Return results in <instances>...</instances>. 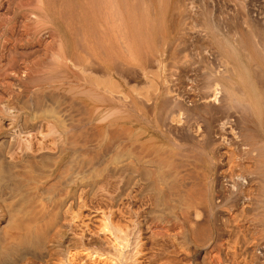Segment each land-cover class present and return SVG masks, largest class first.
<instances>
[{
	"label": "bare ground",
	"instance_id": "6f19581e",
	"mask_svg": "<svg viewBox=\"0 0 264 264\" xmlns=\"http://www.w3.org/2000/svg\"><path fill=\"white\" fill-rule=\"evenodd\" d=\"M54 1L0 0V264H264V64L256 104L221 58L205 91L164 69L139 87L126 0Z\"/></svg>",
	"mask_w": 264,
	"mask_h": 264
},
{
	"label": "rangeland",
	"instance_id": "374dc122",
	"mask_svg": "<svg viewBox=\"0 0 264 264\" xmlns=\"http://www.w3.org/2000/svg\"><path fill=\"white\" fill-rule=\"evenodd\" d=\"M139 1H140V3H139ZM254 1L255 0H248V1L247 0H228V1L227 0H215V1H213V0H170V1L169 0H166V1L165 0H149L147 2V0H126V2H125V4H126L125 9H126V7H129V8L126 9L127 11L125 10V12H127V13H125L127 16L124 17V26H125L124 27V32H123L124 39H125L126 42H127V40H129V43H131L130 40L132 38L137 39L136 41H138V42L135 41L137 44H135L133 46V49L132 50H134V48H135V51L138 50V52H140V53L136 52V54L133 55L132 53H134V51H132L131 54L125 52L126 56H128V57L127 58L126 57L124 58V63L122 64V70H123L122 71V76L123 77L125 76V78H122V79L123 80L125 79L126 82L128 81V83H130L131 81H132V83H135L136 82V84L138 83V86L139 87L142 86V83L143 84L144 83L145 84L146 83L147 84H150V83L157 84V83L162 82V81H163V83H165V85H167L168 84L167 83L168 81L166 79H163L162 78V77H164L163 74H165L164 72L167 71L166 74L168 75V73H171V71H172L174 73V76L172 75L173 73L169 74L170 79H172V77H173V79H175L176 82H177V79H179V82L183 83L184 86L185 85L186 86L188 85L187 86V91L189 93H191V92L192 93H195L196 91H197L196 93H198V91H200V90L201 91H205L206 90L207 82L210 80L208 78H210L211 73L213 71L211 69H216L217 67H219L221 65L220 63H224V61L227 62V63H229V61H231L229 63L230 66H232V67L235 66L234 67L235 68L234 70L236 72L235 82L237 81L236 78H238L239 80L241 79L240 81L238 80L239 82L238 81L236 82V84L238 86L241 85L240 86L241 89H240V87L238 89L241 92L244 91V93L246 95V97H245L246 99L245 100H248L250 102H254L255 101L254 103L256 104V102H257V96H259V94L261 93V91L258 92L259 91L258 87L254 86V87H256V91L258 90L257 92L255 91V88L253 87L254 84L252 83L251 79H249V77L247 78L248 73H246V72H248L249 69H251L252 64H256V65L259 64L261 66L264 64V51H262V50H264V47L263 46H260L262 43L264 44V41H263L264 40V34H263L264 33V21H263L264 15H262V14H264V3L262 2L263 0H256L255 2ZM48 2L49 3H52L51 4L52 6L53 5H56L54 0H48ZM60 2H71L70 8H71L72 12L75 14L74 17H76L78 15L79 16H84V11L81 10V8H82L81 7L82 6L81 4L82 3L79 0H73V1H71V0H61ZM248 2H249V4H248ZM133 3H134V5H133ZM262 6H263V8H262ZM253 7H254V9L256 8L255 10L257 12L260 9L259 12L261 11L263 13H261V15H260V13L258 12V14H259V17H258L256 15V12L253 9ZM136 8H138V10ZM128 9H130L131 12H129ZM132 9L135 10V11H133ZM57 11H59V10H57ZM132 11H133V14H132ZM171 11L173 12V14H171L172 13ZM128 13H129V15H128ZM137 13H138V15H137ZM235 13L237 14V16H236ZM88 14L86 16H84V17L90 18L91 15L90 14L88 15ZM181 14H183V15L186 14V15L183 16ZM170 15H172V16L170 17ZM246 15H249L250 18L249 17H246ZM252 15H253V17H252ZM255 15L257 16V18H256ZM58 16H59V18L61 17V11L58 13ZM234 16H236V17H234ZM128 17L130 18V20H129ZM244 17H246V18H244ZM247 18H248L249 21H250V19H255V20L257 19L258 21L257 20L256 21L254 20L255 22H253V20H251V22H249L247 20ZM135 19L138 21V23H136V24H135V22H137V21ZM169 20H171L170 23L173 21L172 22L173 24H170L169 23ZM18 21L20 23L21 19L19 18ZM246 21H248V22H246ZM44 22L46 23V21L43 20V23ZM54 22H55L54 24H56V22H57L56 28L58 29V31L59 32H62V30L59 27V24H58L59 21L57 20V18H54ZM19 23H18V25H20ZM215 23H216V25H215ZM225 24H226V26H225ZM234 24H235V26H233ZM261 24H263V25H261ZM241 25L243 27H241ZM173 26H175V27H173ZM173 28L175 29V31H174ZM131 30H133V31H131ZM155 30L157 32L154 33ZM260 30H263V33ZM248 31L250 32L251 35L249 34ZM126 32H128V34ZM131 32H132V35L134 34L135 37L131 35ZM188 32H189V34H188ZM238 32H240L242 34H240ZM40 33H39L40 35L38 34L37 38H40L43 42L49 43L50 39L48 38V35H45L47 33L46 32V29H42L40 31ZM136 33H137V35H136ZM42 34H43V37H42ZM217 34H219V35H217ZM234 34H236V35H234ZM247 34H249V35L247 36ZM255 34H256V37L259 36L260 38L259 37L258 38H255L253 36ZM257 34H260V35H257ZM262 34H263V36H261ZM157 35H158V37L159 36L160 37L158 38ZM229 35H230V37H229ZM128 36H130V39L128 38ZM223 36H225L226 38L229 37L231 39V42L233 43V45L231 44L229 46V44L231 43L230 40H229V38L227 40ZM235 37H237V38H235ZM251 37L253 39L255 38L254 39L255 41L254 40L251 41V39H252ZM222 38H224V39H222ZM246 38H248V40ZM157 39H159L158 42H157ZM161 40H162L163 43L161 42ZM181 41H182V43H180ZM237 41H238V43H237ZM250 41H251V43H250ZM253 41H254L255 44H253V46H252L251 44H252ZM259 41H260V45L258 44ZM146 42H148V43H146ZM170 42H171V45H169ZM191 42H193V43H191ZM220 42H223V43L221 44ZM256 42H258V43H256ZM242 43L244 45H242ZM247 43H248V46L249 47H247ZM238 44H239V46H238ZM256 44H257V46H254ZM223 45H224V47H223ZM232 46H234L236 48V50ZM242 46H243V49H242ZM258 46H260L262 50L259 49L260 47H258ZM238 47H240V48H238ZM244 47L246 49H248V48L249 49L248 50H245ZM252 47H254V48H252ZM256 47H257V50H256ZM130 48H132V47H130ZM127 49H129V47ZM237 49L240 50V51H238ZM258 49L261 50V51H259ZM243 50L245 52L251 51V54L250 53H248V54L246 53L247 55H245V54H243V52H241ZM129 51H131V49H129ZM227 51H228V53H227ZM233 51H237V52H233ZM253 52L255 54H253ZM177 53H179V54L177 55ZM224 53H226L227 56L229 55L230 58H227V56ZM236 53H237V55L238 54L243 55V57L242 56H239V57L234 56V55H236ZM252 54L256 58H252L253 57ZM260 54H261V56H260ZM130 55L132 57H130ZM173 55L176 56V57H173L172 58L171 56H173ZM250 55H251V57L249 59V56ZM129 57H130V59H129ZM135 57H137V58L134 60ZM261 57H263V58H261ZM177 58H179L181 60V64H183L181 67H178L181 64H179L180 61ZM220 58L223 60L222 62H221V59ZM251 58H252V60H251ZM125 59H127V62L125 61ZM128 59H129V61H128ZM219 59H220V61H219ZM132 60L134 62H136L137 65L135 63L133 64V61ZM212 60H214L215 62L212 61ZM237 60L240 61L241 63L240 62L238 63ZM130 61H132V63ZM163 61H164V63H162ZM176 61H179V63L176 62ZM216 61H219V62H217L218 63V66L216 65L217 64ZM245 62H247V63H245ZM171 63H173V65L176 66L177 68H175L174 66L171 67V65H172ZM249 63H250V66H249ZM167 64H168V66L166 67ZM214 64H215V66H217L216 68H215V66L213 68V65ZM236 64H237L238 67L236 66ZM169 65H170V67H169ZM124 66H125V68H127L126 71H124V69H125ZM129 66H130V68H129ZM135 66H137V67H135ZM240 66H242L241 69H240ZM156 67H158V68H156ZM159 67L161 68V71H160V68ZM128 68L130 69L129 71H128ZM167 68L169 70H167ZM170 68H172V69L170 70ZM182 68L187 69V72L186 73H179V72H181V69ZM238 68L241 71H243V73L245 72L244 74L246 76L245 75L243 76L245 78L241 77L243 75V73L240 72V70ZM243 68H245V71H244ZM132 69L134 71H136L135 69H138L140 72L141 71L142 72H141V74H139V72L136 71V76H135V74H133L134 71ZM144 69H145V71H144ZM206 70L210 74L209 73H206ZM237 71L240 72L241 74H238ZM124 72H126V73H124ZM143 72H146L147 74H144ZM195 72H198V73H195ZM142 73H143V75H142ZM155 73H157L156 76H155ZM123 74H125V75H123ZM193 74H196V75H193ZM140 75H141V78L143 79L142 82H141ZM146 75H148V76L146 77ZM207 75L208 76L210 75V76L208 77ZM238 75H240V76L238 77ZM184 76H187V77H184ZM198 76H200V77H198ZM212 76H214V74ZM133 77H135V78H133ZM156 77L157 78H160L161 77V78L160 79H157ZM145 78H148V79H145ZM201 79H203V80H201ZM144 80L145 81L146 80H149V81L143 82ZM138 81H140V82H138ZM202 81H204V83ZM198 82H199V84H198ZM200 83H201V86H200ZM248 83H249V85H248ZM136 84H134V85H136ZM139 84H141V85H139ZM226 85H227V89H228V92H229L228 93V96L235 99V97L232 95L231 86L229 84H226ZM244 85H245V87H244ZM196 86H199L202 89L199 88V87H196ZM204 86H205V88H204ZM246 87L250 89L249 95H251L252 98H250V96L247 95V93L249 92V89L247 90ZM251 87H253V88H251ZM197 88H199V89L197 90ZM190 90H191V92H190ZM239 90H238V92H235L236 95H237V98H236L235 101H237V102L230 101L228 103V108L229 107L231 108V106L233 104L235 105L236 103H237L236 104V107L239 106L238 103H240L241 106L243 105L241 103V98H240L241 95H240ZM251 90H253L254 92L251 91ZM151 91L152 90L149 89V92H151ZM248 96H249V99H248ZM255 96H256V100H255ZM258 100H259V97H258ZM234 105H233V107H234L233 109L236 108ZM233 109H232V111H234ZM240 109L241 108L239 107V108H236L235 110H240ZM23 248H25V247H23ZM21 250H23V249H21ZM21 250H19V251H21ZM15 253L16 252H11L10 253V254H12V258H11V255L10 254L7 255V257L5 258V262H9V261L13 260V258H16L17 255ZM17 253H19L18 250H17Z\"/></svg>",
	"mask_w": 264,
	"mask_h": 264
}]
</instances>
